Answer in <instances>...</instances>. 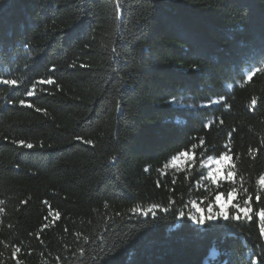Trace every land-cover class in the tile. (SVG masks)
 Segmentation results:
<instances>
[{
	"label": "trees",
	"instance_id": "obj_1",
	"mask_svg": "<svg viewBox=\"0 0 264 264\" xmlns=\"http://www.w3.org/2000/svg\"><path fill=\"white\" fill-rule=\"evenodd\" d=\"M262 69L264 0H0V264H264L255 213L191 222L260 210Z\"/></svg>",
	"mask_w": 264,
	"mask_h": 264
},
{
	"label": "snow or ice",
	"instance_id": "obj_2",
	"mask_svg": "<svg viewBox=\"0 0 264 264\" xmlns=\"http://www.w3.org/2000/svg\"><path fill=\"white\" fill-rule=\"evenodd\" d=\"M264 70V69H262ZM5 85L12 84L14 81L5 79L3 81ZM39 83L44 84H52L53 81L51 79L47 80H40ZM28 95L31 96L32 92H28ZM215 103V101L213 102ZM20 104L23 105L24 101L21 100ZM32 105L29 104L28 107H31ZM39 111V109H37ZM18 146L22 148H27L31 149L33 148V144L31 143H26L24 141H19L17 142ZM86 143L91 144V141H86ZM224 151L221 155H219L218 159H214L212 156L208 157V163L204 165V167H210V170L207 172V175L203 176V179L206 181H209L212 184H218L219 181L221 180V173H224L223 178L228 180V181H234V178L237 175V172L235 171V166L230 163V161L233 159V157L229 154V145L225 144L224 146ZM188 157L187 152H181L179 157L173 156L172 157V164H175V161L179 158H186ZM167 166V165H165ZM145 171H149L148 168L145 169ZM203 175V174H202ZM257 185L260 189L264 190V175L260 176L259 180L257 181ZM238 196V190L237 188L233 187L231 191H228L226 193V200L221 203V195L217 194L214 197L215 204H210L208 206V220H212L214 218V215L216 217H223L225 220L228 219V212L227 208L228 205H231V208L234 209L236 215L232 216L233 221H239L240 216L242 215L244 218H246L248 221H252L254 219L253 213H255V217L259 218L261 221H264V196H261L259 192L256 193L255 195V200L257 202L261 203V207L259 211H255L252 203V197L248 196L247 198L243 199V203H236L235 198ZM219 205V211L216 213H213V208ZM168 209H164L166 212ZM137 211V209H133V212ZM149 212L152 211L151 209L148 210ZM148 213L145 212L144 215H147ZM200 224H203L204 217H200L197 221ZM261 234L264 235V226L261 227L260 229ZM16 255V251H13V256Z\"/></svg>",
	"mask_w": 264,
	"mask_h": 264
},
{
	"label": "rangeland",
	"instance_id": "obj_3",
	"mask_svg": "<svg viewBox=\"0 0 264 264\" xmlns=\"http://www.w3.org/2000/svg\"><path fill=\"white\" fill-rule=\"evenodd\" d=\"M222 199H221V203H223L225 200H226V197L222 196ZM214 204H215V200H214ZM219 211V205H216L214 208H213V213H216ZM227 212H228V219L227 220H232V216L233 215H236L234 209L231 208V205L229 204L228 205V208H227ZM200 217H204V223L203 224H200L198 223V219ZM208 207H194L193 209V212L191 214V222L193 225L195 226H203L205 223H208V222H211V223H220L222 224L223 222L227 221L225 220L223 217H216L214 215V218L212 220H208ZM246 218H244L242 215L240 216V220L239 221H242V220H245ZM261 221V220H260ZM262 223V226H264V221H261ZM262 239H263V242H264V235H262ZM216 256V252L214 250L211 251L210 253V258H214Z\"/></svg>",
	"mask_w": 264,
	"mask_h": 264
}]
</instances>
